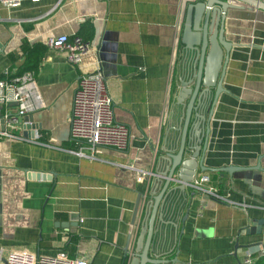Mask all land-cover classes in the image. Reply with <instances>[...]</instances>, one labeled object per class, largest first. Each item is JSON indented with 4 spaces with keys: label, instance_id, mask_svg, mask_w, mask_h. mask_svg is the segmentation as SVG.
Returning <instances> with one entry per match:
<instances>
[{
    "label": "crops",
    "instance_id": "crops-1",
    "mask_svg": "<svg viewBox=\"0 0 264 264\" xmlns=\"http://www.w3.org/2000/svg\"><path fill=\"white\" fill-rule=\"evenodd\" d=\"M201 1H0V76L19 73L25 45L47 46L63 34L95 45L80 66L49 48L35 74L43 108L30 115L31 138L23 136L24 117L15 131H6L25 140L0 139V264L12 251L24 250L124 264L130 236L133 252L152 202L164 193L154 217L152 259L245 264L253 255L254 264H264L259 255L264 248V12L233 2L246 10L227 14L226 40L234 44L227 93L213 109L204 161L211 169L250 170L197 174L208 176L225 201L205 194L192 199L193 189L186 196L177 183L167 188L163 174L171 165L167 156L179 152L190 101L177 102L194 59L186 58L181 42L184 19L188 6ZM96 71L105 78L116 121L130 128L132 140L126 152L104 150L86 159L73 153L78 147L69 122L80 78ZM204 103L192 113L190 145L201 125L199 112L208 117L212 110L210 101ZM15 106H0L3 118ZM260 163L262 170L252 169ZM139 173L146 177L138 183ZM173 203L176 217L168 210ZM164 236L165 248L158 252Z\"/></svg>",
    "mask_w": 264,
    "mask_h": 264
},
{
    "label": "water",
    "instance_id": "water-1",
    "mask_svg": "<svg viewBox=\"0 0 264 264\" xmlns=\"http://www.w3.org/2000/svg\"><path fill=\"white\" fill-rule=\"evenodd\" d=\"M233 2H238L249 6L250 9L264 12V0H202L201 2L193 3L188 6L184 19L181 42L184 47L186 58L188 55H194V59L192 77L189 81H181L182 88L178 94L177 102L179 105H183L186 99L190 98V101L186 107L179 152L177 155L169 154V156H167L171 161V165L168 167L166 173L163 174H166L167 177V188L172 182L177 183V190L183 192L186 196L188 195V190L193 189L191 193L192 199L198 194H204L191 186L197 174L204 175L208 172H212V170H220L221 172L233 175L235 172L250 170L248 168L240 169L236 167L211 169L204 165L213 109L218 103L220 96L227 93V90L224 88V80L230 60V53L234 47L232 42L226 40L227 14L230 10H246L244 6L235 5ZM98 49L100 50V48ZM1 50L2 49H0V53H2ZM205 101L211 102L212 110L208 117L203 116V114L199 112L198 118L201 120V125L195 135L194 144L190 145L187 142L192 113L193 111H198V105H204ZM0 116L2 117L0 121V131L5 132L7 128L6 121L2 116V108H0ZM32 120V116L30 115L24 118L27 124L23 126V129H26L23 133L24 138H31L27 129H31L29 122H32ZM187 152H192L189 158H186ZM252 169L262 170L261 163ZM164 197L165 193L161 198L160 196L156 197L152 202V212L148 225L146 229L142 230L141 235L138 236L136 247L133 252L132 236H130L128 244L124 249L126 254L124 264H172L178 261H163L161 258H157V255H155L156 258L154 259L150 256V253L153 251L154 217L158 209L162 207V202L165 200ZM173 204L174 206H169L168 210L171 208L172 215L176 217L179 213L176 209V203ZM139 206L140 199L136 208V213L138 212ZM186 220L187 216L183 220L184 223ZM258 224L261 225L262 222L259 221ZM257 230L259 232L260 228L258 227ZM146 234L147 239L144 241ZM165 245L166 237L164 236L158 243V252L163 251Z\"/></svg>",
    "mask_w": 264,
    "mask_h": 264
},
{
    "label": "built area",
    "instance_id": "built-area-1",
    "mask_svg": "<svg viewBox=\"0 0 264 264\" xmlns=\"http://www.w3.org/2000/svg\"><path fill=\"white\" fill-rule=\"evenodd\" d=\"M17 4H9L13 7ZM47 46L65 54L68 63L80 66L84 59L95 49L91 41L75 34L70 38L63 34L50 38ZM10 71H5L0 78V106L16 105L8 111L4 120L6 127L18 126L20 119L34 114L43 108L42 96L34 72H27L20 77L9 79ZM70 137L78 147L73 151L80 158L93 159L104 150L126 152L131 144L132 134L128 126L118 123L114 113V102L110 96L105 78L100 71L86 74L79 80L73 98L72 116L69 122ZM9 138L25 140L0 131V139ZM146 173H139L138 183L142 182ZM208 176L196 177L191 183L205 195L216 200L225 201L210 185ZM264 258V248L259 252ZM5 264H90L85 259H70L65 255L48 257L31 251H12L7 256ZM245 264H254L253 255H249Z\"/></svg>",
    "mask_w": 264,
    "mask_h": 264
},
{
    "label": "trees",
    "instance_id": "trees-1",
    "mask_svg": "<svg viewBox=\"0 0 264 264\" xmlns=\"http://www.w3.org/2000/svg\"><path fill=\"white\" fill-rule=\"evenodd\" d=\"M48 51L49 47L45 45L38 44L32 47H30L29 45H25L23 49L24 62L19 69V73H17L15 76H11L9 79L20 77L27 72H34L36 74V72L40 68L42 60L47 55ZM0 78L3 79L4 77L0 76ZM261 264H263V262Z\"/></svg>",
    "mask_w": 264,
    "mask_h": 264
},
{
    "label": "rangeland",
    "instance_id": "rangeland-1",
    "mask_svg": "<svg viewBox=\"0 0 264 264\" xmlns=\"http://www.w3.org/2000/svg\"><path fill=\"white\" fill-rule=\"evenodd\" d=\"M16 129H17V127L9 128V130H11V131H15Z\"/></svg>",
    "mask_w": 264,
    "mask_h": 264
}]
</instances>
